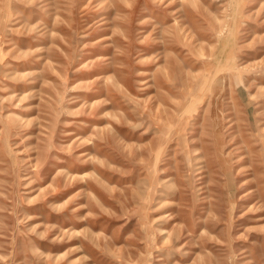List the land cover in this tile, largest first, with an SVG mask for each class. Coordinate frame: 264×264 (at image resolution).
I'll use <instances>...</instances> for the list:
<instances>
[{
  "label": "rangeland",
  "instance_id": "1",
  "mask_svg": "<svg viewBox=\"0 0 264 264\" xmlns=\"http://www.w3.org/2000/svg\"><path fill=\"white\" fill-rule=\"evenodd\" d=\"M0 264H264V0H0Z\"/></svg>",
  "mask_w": 264,
  "mask_h": 264
}]
</instances>
